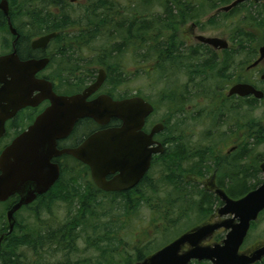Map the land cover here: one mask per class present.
<instances>
[{
	"label": "flooded vegetation",
	"instance_id": "af4514ba",
	"mask_svg": "<svg viewBox=\"0 0 264 264\" xmlns=\"http://www.w3.org/2000/svg\"><path fill=\"white\" fill-rule=\"evenodd\" d=\"M3 1L7 2L8 13L6 14L0 9V43L4 50L0 57L15 52L22 63L47 62L45 68L36 74V79L49 82L53 92L58 97L84 95L85 90L95 85L101 78L104 79L102 85L88 98V102L99 97L109 98L114 102L143 99L154 108L153 113L146 118L141 130L132 128L130 131L132 134L130 140L131 143H134L132 156L135 158V163L137 158L147 156L149 150L151 153L154 151L149 169L136 186L120 192H106L95 184L91 169L87 164L72 156L64 155L52 161L60 167L61 177L59 181L46 194L38 196L34 203L23 207L18 213L23 210H30L38 200L47 197L54 188L62 187L66 162L71 161L83 170V176L75 177L74 182L77 181L83 186L86 197H114L122 199L124 202L129 200V206L114 209L120 214L130 216L128 218L129 224L122 225L123 229L119 230L117 235L118 238H123L120 240L121 243L124 242L122 249L125 251L122 254L126 256L128 264H142L148 257L172 244L183 235L194 232L199 227L219 225L233 220L230 215L221 216L219 214L223 203L217 195V190H223L231 197L227 191L230 187L226 185L230 179L222 169L226 167V163L245 153L246 120L243 118V113L246 112V101H258L259 105L264 103V97L258 99L254 95L242 97L237 94L232 96L229 94L231 89L238 85L252 86L264 94V55L261 52L264 47V32L246 22V42L234 40L233 24L236 23V26L241 24L243 17L232 16V10L224 12L222 9L236 0L229 5L217 3V13L207 19L206 24L209 26L203 25L199 21V17L193 16L194 19L190 20L188 15L196 14L200 5L207 6L214 0H181L180 3L184 9L181 10L183 16L176 32L180 49L177 59L178 65L176 66L184 81L180 84L177 95L180 112L176 114V118L171 119L167 115L162 119L156 118L159 106L167 108L168 103L172 101L168 87L165 86L155 97L152 94L141 93L136 87V79L141 75L151 79L149 81L150 86L153 82L156 83L155 80L157 79L152 71L168 69V62L165 57L153 55L149 50L145 51L148 52L145 58L138 56L134 31L130 35L132 45L123 53L117 52L110 56L103 49L95 51L96 49L90 48L87 26L84 25V5L81 6L82 10L73 9V6L78 4L77 0H0V4ZM79 4H84V1ZM241 4H246V8L252 4L264 6V0H245ZM187 5L189 6L186 7ZM33 8H39L38 13L42 15L31 16ZM246 19H248L247 16ZM10 24L16 29V34L10 31ZM208 27L220 29L221 34L210 37L204 35ZM250 33L254 35V42H251ZM199 36L221 39L227 44V47L211 46L200 41ZM45 38H49V40L46 42L44 41ZM160 82L165 84L162 80ZM208 87L218 89L216 99L218 105H215L217 111L213 112L211 128L205 129L210 131V135L204 142H212L213 144L204 142L201 144L203 138L202 134L199 136L197 133L198 128H188L186 124L191 122L195 125L196 122H201L202 117L207 114V110L211 106H207V100L200 95L203 92L201 88ZM37 94L38 92L34 96ZM50 106L51 102L46 100L39 106H29L22 109L14 118L8 120L5 124V133L0 138V141L8 139V142L0 147V155L18 136L28 130ZM202 106H204L203 113L201 111ZM237 116L240 125L233 133L234 119ZM123 124L116 118H110L104 124H99L91 118L80 119L74 125L69 136L57 142V148L59 150L84 148V144L89 138L120 130ZM158 125L162 127L159 128V132L152 135L154 128ZM226 126L228 127L227 130L225 129ZM205 135L207 134L205 133ZM137 143L141 146L140 151L136 149ZM148 143V148H144ZM176 149L178 153H181L180 156L182 155L189 160L193 159V163L200 161L201 152H212L214 159L211 161L212 168L209 173L201 176L197 171L191 172L190 166H187L185 161H182L180 169L177 170L178 174L169 171L168 160ZM225 149L227 151L223 154ZM213 150L217 152H213ZM237 154L238 156L235 157ZM119 176L120 173L117 172L106 176L105 180L109 183ZM170 176H176L177 179L173 178V181L205 184L209 188H205V190L218 197L222 204L212 209H204L203 213L209 215L202 216L203 223L198 222L155 253L148 254L143 248H148V244L152 243L163 230L165 232L173 230L182 219L185 220V215L193 212L202 215L197 207L162 209L145 207L146 210L150 211L148 220L152 222L149 225L151 230L144 227L145 222L134 226L136 215L145 210L136 207V200H150L153 195V182L158 183L161 180L166 182ZM70 180L73 181V178ZM19 200L20 196L16 195L6 202H0V206L5 207L8 212ZM141 203L147 206L146 202L142 201ZM123 204L125 205V203ZM18 213L16 214V225L18 224ZM175 222L176 225H174ZM235 223L237 224L238 220H235ZM228 233L229 230L220 228L206 237L200 247L214 248L223 245ZM8 235L9 225L7 222V226L0 233V238L2 236L5 238ZM246 239L240 249V254L246 255L247 253L250 255L264 244L258 243L246 250L244 249ZM192 249L191 245L185 244L181 247L180 255ZM190 264L213 263L207 260L201 262L193 260ZM256 264H264V259Z\"/></svg>",
	"mask_w": 264,
	"mask_h": 264
},
{
	"label": "water",
	"instance_id": "95a60500",
	"mask_svg": "<svg viewBox=\"0 0 264 264\" xmlns=\"http://www.w3.org/2000/svg\"><path fill=\"white\" fill-rule=\"evenodd\" d=\"M245 0H236L223 8L229 12ZM0 9L8 13L6 1ZM10 31L16 29L10 24ZM198 39L214 47L226 48L227 44L218 38L199 36ZM45 38L44 41H48ZM264 55V47L261 49ZM47 62L22 63L16 53L0 57V138L5 133V124L26 107H36L49 100L48 107L35 123L18 136L0 155V202H6L19 195L20 200L7 212L9 234L16 226V214L36 201L38 196L46 194L60 179L61 170L53 159L69 155L87 164L92 172L95 184L106 192L125 191L136 186L150 167L154 151L149 150L147 156H132L133 144L130 133L132 128L141 130L145 120L154 108L143 99L114 102L109 98L99 97L88 102L102 85L103 80L85 90L84 95L58 97L47 81L37 80L36 74L43 70ZM38 94L36 96L35 93ZM230 96L248 97L254 95L258 99L264 97L263 92L249 85H238L231 89ZM91 118L104 124L110 118L122 121L120 130L98 134L89 138L84 148H57V142L65 139L72 132L80 119ZM161 125L154 128L152 135L159 132ZM264 127V123H263ZM137 150L141 146L137 143ZM149 143L144 146L148 148ZM264 176V162L260 166ZM120 176L107 183L106 176L114 173ZM223 205L221 216H232L233 220L219 225H206L181 238L148 257L142 264H190L193 260L211 261L213 264H256L264 259V244L252 254H240V249L251 230L252 224L258 222L264 212V177L262 184L240 199L229 197L225 191L217 190ZM238 220V223H235ZM229 230L223 245L214 248L200 247L206 237L216 230ZM4 236L0 238L2 243ZM189 244L193 247L189 252L180 255L181 247Z\"/></svg>",
	"mask_w": 264,
	"mask_h": 264
},
{
	"label": "trees",
	"instance_id": "16d2710c",
	"mask_svg": "<svg viewBox=\"0 0 264 264\" xmlns=\"http://www.w3.org/2000/svg\"><path fill=\"white\" fill-rule=\"evenodd\" d=\"M87 1L90 3L84 11V25L87 26L88 44H90V46L93 41L98 39L102 40L104 37L107 38V44L101 49L107 51L110 56L117 52L123 53L132 45L130 35L134 31L138 56L145 58L148 55V52L146 53L145 51L149 50L153 55L165 57L168 62V69L157 71L160 73V75H156L155 77L157 80L166 82L167 78L171 77L169 76L170 74L179 73L176 65H178L177 59L180 49L177 43L176 32L179 29V24L183 16L181 10L184 9V7H182L180 3L181 0H141V5L139 4L138 6L134 4L135 1H132L125 7L116 0ZM233 1L234 0H214L213 3L207 6L200 5L199 11L196 14L188 16H190V20L194 19L193 16L201 18L208 11L217 9L219 3L229 5ZM132 4L135 6V9H132ZM153 6L159 7L162 12L155 13L157 15H154V13L150 11ZM188 6L189 5L186 7ZM251 7H255L256 11H251ZM231 15L243 17L242 23L238 24L233 30L234 40L246 42V22L251 26H255L256 29L260 28L261 31L264 32V6L262 4H252L247 8L246 4H239V6L232 10ZM246 16L248 19H246ZM250 39L251 42L255 41L252 33H250ZM202 90L203 92L200 96L207 100V106H211L207 110L208 112L206 115L213 117V114L217 111L215 105H218L216 103L218 89L208 87L205 89L201 88V91ZM172 101L175 102L173 97ZM259 106L258 101H246V109L253 110ZM243 118L246 120V112L243 113ZM246 135H248L249 141L253 140L254 143L252 144L254 145L264 143V129L261 125L255 127L246 120ZM245 153L233 159V161L226 163V167L222 169L230 179V182L226 184L230 187L227 191L234 199L242 198L262 184V172L258 165L246 164V167L241 165V168H239L242 160H244ZM180 154L181 153H178L176 149L173 151L172 157L168 160L169 171L174 172V174H178L177 170L180 169L182 161H185L187 166H190L189 169L191 172L197 171L201 176L209 173L212 168L211 161H213L214 157H212L213 153L210 151L201 152L200 161L196 163H193V159L189 160L182 155L180 156ZM245 156L247 157V153ZM259 160V163L264 162V159ZM76 167L79 168V166ZM235 168L239 171L236 172ZM79 169L82 170V168ZM63 176L65 175L63 174ZM173 178H176V176H170L169 179L166 180V183L175 187V194L173 196H176V199L179 200L178 202H181L183 206L199 208L202 212L201 216L205 217L209 215L203 213L204 209H212L222 204L220 199L213 193L203 188L199 190V186L196 183L173 181ZM249 179H251V181L255 180L254 183L249 182ZM236 180L239 181V184L234 187L233 185L236 183ZM59 187L60 186L54 188L53 191L45 197L46 200L50 201V203H52V201L70 203L72 200H81V205L77 207L78 213H76V217L71 219L65 226L57 229H52L46 224L39 223L38 220L28 228H21V226L17 224L13 233L5 237L0 244V263L51 264L48 259V256H50L49 254L52 253L54 255L57 251L71 253L76 251V244L79 236L82 235L83 237L84 234L89 232L91 234V241L88 242V246L99 253L98 257L68 264H128L126 256L122 254L125 249H122L123 246L121 241H117V235L119 233L118 231L123 229L122 225L129 224L128 218H130V216L121 214V218H124V224H117L114 217L113 219L109 218L110 221L106 223H101L106 215L110 216L112 213L98 214L97 210L102 207L104 201H109L112 202L113 206L111 209L112 212H114V209L118 207L129 206V200L124 202L122 199L114 197L88 198L85 196L83 186L77 181H70L65 188L60 187L59 189ZM52 195L55 196L52 197ZM161 195L162 194L156 189H153V195L150 199L152 200L150 201L152 203H150L151 207L159 206L156 204L157 200L160 202L172 201L171 195H169L170 199H164ZM144 201L148 205L149 199ZM140 202L138 201L136 203V207L140 206ZM123 203H125V205ZM100 214L102 215L98 219ZM119 225L121 227H118ZM3 230L0 231V233H2Z\"/></svg>",
	"mask_w": 264,
	"mask_h": 264
},
{
	"label": "rangeland",
	"instance_id": "374dc122",
	"mask_svg": "<svg viewBox=\"0 0 264 264\" xmlns=\"http://www.w3.org/2000/svg\"><path fill=\"white\" fill-rule=\"evenodd\" d=\"M77 1H78V4L73 6V9L82 10L81 6L84 5V10H85L87 5L90 3L87 0H77ZM83 1H84V4H79V3H82ZM116 1L121 3L124 7L126 5H128L129 2H132V1H135L134 4L137 6L139 4L141 5V0H116ZM132 9H135V6L133 4H132ZM31 11H32L31 16H38L39 14H41V13H38L39 8H33ZM150 11L153 12L154 15H157L155 13H161L162 12L159 9V7H157V6H153L152 9H150ZM251 11L255 12L256 8L251 7ZM216 13H217L216 9L210 10L203 17L199 18V21L201 23H203V25H204L208 21L207 19L210 16L215 15ZM206 26H209V25L206 24ZM206 26H205V28H206ZM235 26H236V23L233 24L234 28H235ZM197 33L200 34L199 32H197ZM204 33H205L204 35L209 36V37L215 36V35L218 36L221 34V30L208 27V29L205 30ZM7 38L9 40V37H7ZM106 41H107V38H104V37L102 38V40L98 39L96 41H93L90 48L96 49L95 51H98L105 44H107ZM3 51H4L3 46L0 43V54H2ZM152 73L155 74L154 77H156V75H160V73L155 72V71L154 72L152 71ZM169 76H171V77L167 78V81L165 82V84H162L160 81L154 79L157 82L156 83L153 82L152 86H150L151 84L149 83V81L151 79H149L147 76L141 75V76H138V78L136 79V87L141 93L146 94V95L152 94V96L155 97V95L157 93H160L161 90H163V88H165V86H166V87H168V89L171 92V93L169 92V95L175 99V102L171 101L168 103V107H167L168 109L167 108H161V105L159 106L160 108H159V111L157 113V117H156L157 119H162L166 115L170 119L176 118V114L180 112L178 109L179 107H178V103H177V95H178V89L180 87V84H182V82L184 81V78H183V76L180 75V73L170 74ZM204 106L201 107L202 113H203ZM197 113H198V111H197ZM238 119H239L238 116L234 119V124H233L234 131H233V133L235 132L237 127H239L240 122ZM246 120L248 121V123H251L255 127H257L258 125L262 126L264 123V103L262 105H260L259 107L253 109V110L246 109ZM174 123H175V120H174ZM174 123H173V125H174ZM211 124H212V116L204 115L201 122H196L195 125H193V123H191V122H188L186 125H188L187 126L188 128H192V127L198 128L197 133L199 134V136L202 134V138H203V141H201V144H202L206 140L207 136L210 135V131H207V130H209L211 128ZM205 129H207V130H205ZM225 129L227 130L228 127L226 126ZM256 132H257V130H256ZM205 133L207 135H205ZM11 139H10V141H11ZM7 142H8V139L1 140L0 141V147L1 146L3 147V145ZM204 143L213 144L212 142H204ZM252 143H254L253 140L249 141L248 135H246L245 152L247 153V157H245L244 160H242L241 164L239 165V168H241V165L246 167V164H252V165L256 164L259 167L262 164V163H259V161H260L259 159H264V143H260L258 145H254ZM0 150H1V148H0ZM225 151H227V150L225 149L223 154L226 153ZM213 152H217V151L213 150ZM246 153L244 154V156L246 155ZM218 154H220V152H218ZM236 156H238V154L235 155V157ZM76 166L77 165H75L74 163H71V161L66 162V170L64 173L65 177L62 181L63 182L62 183L63 188H65L67 186V184L70 183V181H71L70 178L71 179L73 178V181H75V179H74L75 177L83 176V174H84L83 171L81 169H79L80 167L77 168ZM235 171L237 172L239 170H237V168H235ZM263 177H264L263 174H261L262 182H263ZM154 180H156V179H154ZM254 181H251V179H249V182L254 183ZM196 184L199 186V190L201 188L209 189L208 186H206L203 183H196ZM237 184H239V181L236 180V183H234L233 186L236 187V186H238ZM152 187H153V189H156L160 194H162L161 197H163L164 199H170L169 195H171L172 201L171 202H169V201L160 202L159 200H157L156 204H158L159 206L151 207L150 201H152V200H149V203L146 206L145 204L141 203L144 200H141V202H140V199H139V200H136V203L138 201L140 202V204H139L140 206H138V207H141L143 209H145V207L154 208V209L190 208L189 206L188 207L183 206L181 202H178L179 200L176 199V196H173L175 194V192H174L175 187L169 185L166 182H163V180L159 181L158 183L153 182ZM59 189H60V187H59ZM54 196L55 195H52V197H54ZM49 198H51V197H49ZM81 203H82L81 200H72L70 203H63V202H59V201L58 202L52 201V203H50V201H47L46 198H44V199L38 200V202H36L30 210H23L20 213H18L17 222H18V225L21 226V228H24V227L28 228L36 220H38L39 223H43V224L50 226L52 229L61 228V227L65 226L71 219H74L76 217V213H78L77 207L79 205H81ZM112 206H113L112 202L104 201L102 204V207H100L97 210L98 214L99 213H105V214H111L112 213L110 216L106 215L103 218V220L101 221V223H106L107 221H110L109 218L113 219V217H114V219L117 221V224H124V218H121L122 215L120 213H118L116 211L112 212V209H111ZM149 213H150V211H148L146 209L140 211L138 213V215H136L134 226L138 225L139 223L145 222L146 224L144 227L146 229H149L150 228L149 225H150V223H152V222H149V220H148L149 215H150ZM37 215H38V217H37ZM101 215L102 214H100L99 217L97 216L98 219L100 218ZM184 218H185V220L182 219V221L180 223H178L177 225H176V222L174 223V225H176V226L173 230L167 231V232H165L163 230L161 232V234L152 241V243L148 244L149 245L148 248H143L144 250L146 249V253H148V254L155 253L156 251L161 249L163 246H165L166 244H168L169 242L174 240L176 237H178L179 235H181L182 233H184L188 229L192 228L198 222H200V223L204 222L202 216H200L198 212L197 213L193 212L192 214L185 215ZM6 226H7V210L5 209V207H0V231H2ZM150 230H151V228H150ZM90 238H91V234L89 232L87 234H84L83 237H82V235H80L79 239L77 240L76 251H74L72 253L71 252L57 251V252H55L54 255L51 253V254H49L50 256H48L49 262L51 264H68V263H75V262L78 263L79 261H84V260L90 259V258H94V259L97 258L99 253L96 250H94L88 246L89 245L88 242L91 241ZM122 239H123L122 237L117 238V241H120ZM258 243H264V212L261 214L258 222L253 224L252 229L249 232V235L246 239L244 249L247 250L248 248H251ZM123 245H124V242L122 243V246Z\"/></svg>",
	"mask_w": 264,
	"mask_h": 264
},
{
	"label": "bare ground",
	"instance_id": "6f19581e",
	"mask_svg": "<svg viewBox=\"0 0 264 264\" xmlns=\"http://www.w3.org/2000/svg\"><path fill=\"white\" fill-rule=\"evenodd\" d=\"M148 29V28H147ZM262 127H263V125H262ZM264 128V127H263Z\"/></svg>",
	"mask_w": 264,
	"mask_h": 264
}]
</instances>
